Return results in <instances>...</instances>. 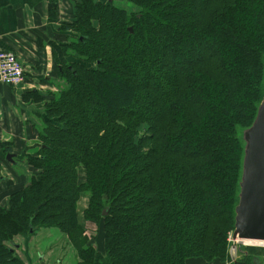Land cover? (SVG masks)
Masks as SVG:
<instances>
[{
	"label": "trees",
	"instance_id": "1",
	"mask_svg": "<svg viewBox=\"0 0 264 264\" xmlns=\"http://www.w3.org/2000/svg\"><path fill=\"white\" fill-rule=\"evenodd\" d=\"M130 3L78 0L64 24L73 58L57 68L35 171L0 205V264H23L16 235L82 233L83 192L100 243L78 239L88 264L229 258L242 130L264 95V0ZM22 98L43 101L35 89Z\"/></svg>",
	"mask_w": 264,
	"mask_h": 264
},
{
	"label": "crops",
	"instance_id": "2",
	"mask_svg": "<svg viewBox=\"0 0 264 264\" xmlns=\"http://www.w3.org/2000/svg\"><path fill=\"white\" fill-rule=\"evenodd\" d=\"M76 1L78 0H0V48L13 51L18 55L26 77V83L15 88L0 82L1 206L8 205L11 183H14L10 181L16 179L14 174L12 177L11 171L20 165V159L23 157L17 149H10L8 146L15 145L17 130L24 124V114L15 104L16 96H20L21 92L33 90L35 81H50L54 66L59 67L61 62L72 61L71 54H67L72 30L64 27V24L73 20ZM112 1L117 5L120 1V3L124 2V0ZM6 146L9 147V151ZM9 152L15 154L13 161H9L6 157ZM2 180L8 181L5 184L7 190L4 193L1 191ZM50 230H56V228L37 230L36 232L40 234L37 237L40 236L41 240H35L34 246L33 243H29L26 253L33 264L36 260L35 255H38L39 264H44L45 249L40 248H44L45 242L50 241L48 240L52 235L48 232ZM59 235L57 233V237ZM31 237L34 239V236H27L21 240V236H18L16 241L20 242H15L14 245L17 248L22 247L24 246L22 242L28 241ZM64 260V264H77L75 256L71 254ZM105 264H108L106 260Z\"/></svg>",
	"mask_w": 264,
	"mask_h": 264
},
{
	"label": "rangeland",
	"instance_id": "3",
	"mask_svg": "<svg viewBox=\"0 0 264 264\" xmlns=\"http://www.w3.org/2000/svg\"><path fill=\"white\" fill-rule=\"evenodd\" d=\"M108 1V0H103ZM112 1V0H110ZM121 2V1H120ZM118 3V5L122 7L128 8V10L133 9L130 0H124L123 3ZM69 50V49H67ZM73 58V57H72ZM54 72L51 76L50 81H35L33 82V88L37 90V93L42 96L41 102H35L33 99H30V101H23L22 95L25 92H21L20 96H16V107L21 109L22 114H24V124L21 128L17 130V139L15 142V145L11 144L8 145L10 149H17V151L21 154H23L22 159H20V165H17V167H14V170L11 171L12 177L13 174L15 175L16 179L14 182L11 183V188L14 187H21L23 185H26L28 182V178L33 174L35 169L31 167L30 163L28 162L29 156H35L39 153V148L43 144L42 139L40 138L41 133L44 131V126L46 125L47 121L54 120L53 118H49L47 116V109H46V101L50 100V94L51 92L58 91V86L63 84V81L57 74V66L53 67ZM26 78V77H25ZM25 82V79H24ZM23 82V84H25ZM22 84V85H23ZM20 85V86H22ZM11 87V86H10ZM15 88V86H13ZM19 87V86H18ZM27 92V91H26ZM32 103V104H31ZM30 118V119H29ZM13 145V146H12ZM7 147V146H6ZM7 147V149L9 148ZM15 151V150H14ZM22 164V165H21ZM80 178L84 179V170L81 169L80 172ZM8 181L2 180V187L1 191L4 193L7 189V186L5 185ZM1 196V194H0ZM89 195L88 193L83 192L80 196V199L78 201V215L79 220L82 225V233L78 234L77 237L72 238L70 235H67L62 230H60L57 227H43V228H56V230H50L48 232H51V237L48 238V240L45 242L46 245L44 248H40L41 250L45 249L44 254V264H64L67 256L69 254L74 255L76 259L77 264H88V262H85L84 255L79 252L76 246L79 245L78 239L82 238L85 239L84 245H91V246H97L100 245L98 243V229L97 224L89 220L85 217V211L86 208L89 206ZM42 228H39L37 230H41ZM36 230V231H37ZM33 232L29 235H16L14 241L20 242L19 240L16 241V238L18 236H21V240H23V237L27 236H34V239L32 237L28 241L22 242V245L19 248H17L14 244L8 243L9 246H11L14 249L15 256L21 261L23 264H33L29 256H27L26 251H28L29 243H33V246L35 245V240L39 241L41 240V237L37 235L39 232ZM60 234L57 237V233ZM231 230L229 232V258L221 263L214 262H206L203 260H193L190 261L189 264H232L234 261H238L241 258H243L246 255L253 256L256 261L253 264H264V244L259 243H253L248 241H241L238 239H233ZM35 234V235H34ZM40 235V234H39ZM80 240L79 242H82L83 240ZM36 241V242H37ZM35 255V254H33ZM36 256L35 264H39L38 261V255ZM64 260V261H63ZM105 260L107 261V258L105 256H96V262L92 264H105Z\"/></svg>",
	"mask_w": 264,
	"mask_h": 264
},
{
	"label": "water",
	"instance_id": "4",
	"mask_svg": "<svg viewBox=\"0 0 264 264\" xmlns=\"http://www.w3.org/2000/svg\"><path fill=\"white\" fill-rule=\"evenodd\" d=\"M244 141L239 200L235 207L233 239L264 244V95ZM14 153L7 159L13 161Z\"/></svg>",
	"mask_w": 264,
	"mask_h": 264
},
{
	"label": "built area",
	"instance_id": "5",
	"mask_svg": "<svg viewBox=\"0 0 264 264\" xmlns=\"http://www.w3.org/2000/svg\"><path fill=\"white\" fill-rule=\"evenodd\" d=\"M25 79L24 67L16 53L0 48V82L19 86Z\"/></svg>",
	"mask_w": 264,
	"mask_h": 264
},
{
	"label": "bare ground",
	"instance_id": "6",
	"mask_svg": "<svg viewBox=\"0 0 264 264\" xmlns=\"http://www.w3.org/2000/svg\"><path fill=\"white\" fill-rule=\"evenodd\" d=\"M245 241L251 242V241H249V240H245ZM253 243H255V242H253Z\"/></svg>",
	"mask_w": 264,
	"mask_h": 264
}]
</instances>
